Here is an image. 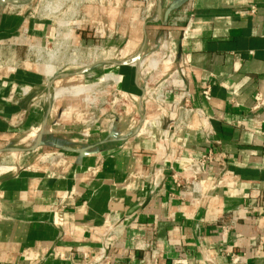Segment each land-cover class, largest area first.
<instances>
[{
	"label": "crops",
	"instance_id": "crops-1",
	"mask_svg": "<svg viewBox=\"0 0 264 264\" xmlns=\"http://www.w3.org/2000/svg\"><path fill=\"white\" fill-rule=\"evenodd\" d=\"M0 49V264H264V0H39Z\"/></svg>",
	"mask_w": 264,
	"mask_h": 264
},
{
	"label": "built area",
	"instance_id": "built-area-1",
	"mask_svg": "<svg viewBox=\"0 0 264 264\" xmlns=\"http://www.w3.org/2000/svg\"><path fill=\"white\" fill-rule=\"evenodd\" d=\"M253 11V8H251ZM189 22V21H188ZM187 22V24H188ZM187 27V26H186ZM185 27V28H186ZM32 45V44H31ZM174 60V57L169 50L167 39L164 38L159 40L155 47L152 48L150 53L148 54V64L153 70H157L159 64H167ZM182 65L177 69L173 70L171 73H168L166 76L160 78L158 83L153 85L152 87L147 85V96L148 98H153L157 102H163L165 98L166 90H170L174 88H182L183 85L180 81V76L185 72V66L188 64V59L183 57L181 59ZM138 64L142 65V61ZM203 95L209 94V88L206 86L202 89ZM176 108L183 109L184 112L192 111V107L190 106V93L187 90H184L180 95V100L175 102ZM264 105V99L259 94L256 93L253 96V105L252 109L256 110ZM171 121V120H170ZM217 159V156L213 153L211 148L206 149L200 155L193 157L190 159V162L187 166V170L189 175L187 177H180L177 173H173L174 181L176 184L181 185L184 183H188L192 186H195L198 183V179L207 172L208 166L212 164ZM228 226H221V235L227 231ZM107 246L101 248V256L100 260H103L105 264H110L109 256L107 253Z\"/></svg>",
	"mask_w": 264,
	"mask_h": 264
},
{
	"label": "rangeland",
	"instance_id": "rangeland-1",
	"mask_svg": "<svg viewBox=\"0 0 264 264\" xmlns=\"http://www.w3.org/2000/svg\"><path fill=\"white\" fill-rule=\"evenodd\" d=\"M36 1L39 2V0H10L8 2L0 0V13L3 11H11V10H14L15 8L16 10H20L21 6L25 5V3L28 4L29 2H33V6H34V5H37ZM19 4H22V5L15 7L16 5H19Z\"/></svg>",
	"mask_w": 264,
	"mask_h": 264
},
{
	"label": "water",
	"instance_id": "water-1",
	"mask_svg": "<svg viewBox=\"0 0 264 264\" xmlns=\"http://www.w3.org/2000/svg\"><path fill=\"white\" fill-rule=\"evenodd\" d=\"M3 1H6V2H8V1H10V0H3Z\"/></svg>",
	"mask_w": 264,
	"mask_h": 264
}]
</instances>
